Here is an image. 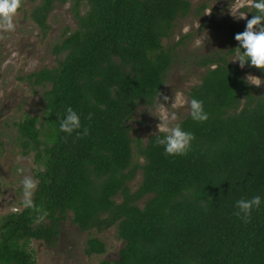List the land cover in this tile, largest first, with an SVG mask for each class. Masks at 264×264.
I'll return each instance as SVG.
<instances>
[{
    "label": "trees",
    "instance_id": "trees-1",
    "mask_svg": "<svg viewBox=\"0 0 264 264\" xmlns=\"http://www.w3.org/2000/svg\"><path fill=\"white\" fill-rule=\"evenodd\" d=\"M56 1L42 0L32 12L44 32ZM190 9L191 0H75L78 27L54 47L63 58L20 78L50 84L43 123L31 115L17 123L24 153L35 151L42 168L35 207L0 217L1 264H36L27 242L54 245L69 212L84 231L117 224L118 257L96 264H264V89L247 84L230 61L246 26L230 23L232 47L199 62L208 69L190 98L203 101L208 119L179 122L194 135L188 153L166 155L154 134L141 148L142 182L135 192L129 187L136 165L128 122L164 87L174 57L163 39ZM69 106L88 135L60 131ZM256 195L261 205L245 223L233 214L236 201ZM85 252L103 254L106 244L90 237Z\"/></svg>",
    "mask_w": 264,
    "mask_h": 264
},
{
    "label": "rangeland",
    "instance_id": "rangeland-1",
    "mask_svg": "<svg viewBox=\"0 0 264 264\" xmlns=\"http://www.w3.org/2000/svg\"><path fill=\"white\" fill-rule=\"evenodd\" d=\"M41 1L26 0L15 17V31L6 34V38L0 41V217L23 209L21 180L24 175H31L38 181L36 174L42 168L36 161L35 151L24 153V139L19 137L17 123L28 115L38 116L41 124L43 123L44 92L50 88V84L33 85L20 78L45 67L57 66L64 54H55V45L62 40L67 30L73 31L78 27V19L73 11L75 0H57L48 17L49 27L44 32L34 21L32 14ZM229 2L230 0H191L190 11L174 22L169 36L163 39L166 50L173 54L174 62L160 92L162 103L171 104L172 100L164 101L163 95L173 97L176 92L183 93L190 101L191 89L201 83L208 69V66L199 63L200 60L213 53L226 52L232 47L230 23L246 26L245 19L235 20L230 15ZM211 8V13L205 14ZM87 9V5H82V13ZM242 10L249 11L246 8ZM247 17L249 19V12ZM185 27L189 29L187 34L183 31ZM206 36L208 39L203 40ZM197 39L203 40L199 47L195 46ZM234 56L235 54L231 58ZM32 61L37 63L35 67L29 68ZM236 63L239 64L238 61ZM243 70L245 76L251 73L264 80L259 71L251 69L249 65ZM258 88L264 89V84ZM158 97L159 94L152 101L139 102L128 122L133 140V163L136 165L135 178L129 183L132 192L139 188L143 179L146 159L141 154V148L156 134L154 132L159 121L148 110L155 112ZM167 107L172 110L170 105ZM177 112L178 122L189 115L187 107L180 108ZM40 129L42 146H45V128L40 126ZM146 199L147 197L138 203L143 206ZM117 201L121 202L122 197H118ZM94 236L105 242L106 252L89 256L85 252V246L87 240ZM123 245L117 224L103 231L95 228L84 231L74 223L73 213L69 212L65 220L60 222L59 236L54 245H48L44 240L31 239L26 247L36 264H96L102 259H116Z\"/></svg>",
    "mask_w": 264,
    "mask_h": 264
},
{
    "label": "clouds",
    "instance_id": "clouds-1",
    "mask_svg": "<svg viewBox=\"0 0 264 264\" xmlns=\"http://www.w3.org/2000/svg\"><path fill=\"white\" fill-rule=\"evenodd\" d=\"M22 5L23 0H0V41L6 38V34L15 31V17ZM244 8L253 9L254 12L243 11L242 9ZM211 11L212 8L206 10L205 14H210ZM228 11L235 20L245 19L247 21L245 30L235 34L234 38L238 41V46L234 48L235 56L230 61H238L241 69L249 65L250 62V66L264 71V0H230ZM248 12L254 13L251 19L247 17ZM183 31L184 34H187L189 29L185 27ZM207 39L208 36L203 37V40ZM203 40L197 39L195 46H201ZM36 63V61H32L29 68L35 67ZM244 79L249 85L259 87L264 84V80L261 77L251 73H248ZM161 96L162 93L159 92L155 112L148 110L159 121L154 132L157 134L155 143L164 147L166 155H186L191 148L194 135L181 127L178 122L177 110L187 107L188 114L194 121L204 122L208 119V114L204 110L203 101L195 98L189 101L183 93L176 92L173 97L163 95L164 101L172 100L171 104H165L161 102ZM168 105L171 106V111L168 109ZM88 118L91 119V114H89ZM59 128L60 131L68 135L76 132L78 138L89 134V129L86 127L83 128L82 132L78 131L81 129L80 117L70 106L67 107L66 116L61 120ZM21 185L23 189L22 207L25 209L34 208L33 196L37 190L38 181L31 175H24ZM260 205L261 197L259 195L251 199L241 198L236 201L237 210L233 214L243 220V222L248 223L251 220L253 208L258 209Z\"/></svg>",
    "mask_w": 264,
    "mask_h": 264
},
{
    "label": "flooded vegetation",
    "instance_id": "flooded-vegetation-1",
    "mask_svg": "<svg viewBox=\"0 0 264 264\" xmlns=\"http://www.w3.org/2000/svg\"><path fill=\"white\" fill-rule=\"evenodd\" d=\"M18 127V126H17ZM19 131V130H18ZM20 133V132H19ZM19 137H21V135H19ZM1 263V262H0Z\"/></svg>",
    "mask_w": 264,
    "mask_h": 264
}]
</instances>
